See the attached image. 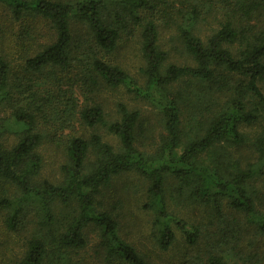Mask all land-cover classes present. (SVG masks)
Wrapping results in <instances>:
<instances>
[{"label": "trees", "instance_id": "obj_1", "mask_svg": "<svg viewBox=\"0 0 264 264\" xmlns=\"http://www.w3.org/2000/svg\"><path fill=\"white\" fill-rule=\"evenodd\" d=\"M111 1L0 0L12 9L17 19L24 14L32 15L52 26L54 42L26 60V70L34 73H42L47 68L69 71L72 63L80 59L76 52L81 49V43V56L87 58V52L91 51L112 53L123 36L131 40L138 34L145 60L143 74L149 90L147 98L161 110L166 131L162 148L164 160L154 162L136 147L138 132L144 129L139 111L130 110L121 103L118 104L120 119L109 121L100 106L84 109L80 112L82 122L90 128H106L118 138L122 150L116 152L97 133L88 139L73 137L66 145L71 166L65 168L62 183L39 185L35 178L43 163L38 153L43 135L38 131V123L51 114L48 112L51 100L35 92L30 83L15 84L8 90L11 68L7 58L0 55V181L15 186L21 193L14 199H0V206L9 211L4 220L9 231L30 233L27 249L17 264H47L49 248L43 235H48L57 221L56 204H62L65 209L73 205L76 215L57 239L55 254L58 257L55 258H62L66 250L84 249L87 246L84 230L92 224L100 233L108 259L115 264H152L120 237L116 218L95 207L102 191L130 172L149 182L146 207L156 215L158 246L162 251H168L176 242L174 228L181 231L190 246L197 245L200 236L196 227H189L170 213L169 177L178 182L179 190L190 189L197 200L213 204L217 214H221L222 203L227 200L232 208L243 212L251 223L264 231V214L258 213L248 191L249 182L264 174V132L254 143L258 155L254 163L242 169L241 162L232 157L235 150L247 143L242 128L257 125L264 119V0H219L227 20L207 41L194 33L196 23L193 19H187L186 25L177 24L181 42L195 65H170L166 69L164 64L168 54L160 47L157 24L165 14L160 8L165 2L120 0L114 16L109 17ZM74 22L86 25V40L74 33ZM235 47L239 49L237 54L232 53ZM88 59L86 64L85 60L79 61L86 66L82 77L88 90L104 82L110 88L125 85L139 91L136 82L120 67L109 64L95 53ZM219 70L237 78L234 95L229 98L226 108L219 109L204 125L193 119L191 123L196 124L197 133L188 136L182 123L184 96L173 93L170 88L184 80L218 84L216 73ZM12 93L18 98L13 99ZM4 104L11 105L14 124L20 126L16 131L19 139L12 147H7L2 140V130L6 127H3L1 117ZM197 111L193 115H204L199 108ZM90 156H93L94 164L87 170ZM30 205L38 210H34V215L26 214ZM209 263L226 264L215 256Z\"/></svg>", "mask_w": 264, "mask_h": 264}, {"label": "rangeland", "instance_id": "obj_2", "mask_svg": "<svg viewBox=\"0 0 264 264\" xmlns=\"http://www.w3.org/2000/svg\"><path fill=\"white\" fill-rule=\"evenodd\" d=\"M57 1V0H54ZM70 1V0H59ZM155 3L165 2L160 8L165 14L158 21L160 47L168 54L164 69L170 65L193 66L195 61L185 50L179 37L178 25H186L187 19L196 23L194 33L203 41H207L226 20L225 12L220 8L219 0H153ZM120 0H112L108 4L107 16H114L119 8ZM176 18L172 20V17ZM73 31L82 40L88 38L86 25L74 22ZM55 40L52 26L32 15H23L17 19L10 7L0 2V55L7 58L10 68V86L30 83L35 92L51 100L48 108L49 117L40 120L38 131L43 135L42 145L38 153L42 157V167L36 176L37 184L50 182L58 185L65 178V168L71 166L66 152V145L73 137L88 139L93 133L99 134L116 152L122 150L121 143L106 128L86 126L80 112L84 109L100 106L109 121L120 119L118 104H125L128 109L139 111L144 128L138 132L136 147L147 159L162 162V148L166 139L163 114L154 103L147 98V79L143 74L145 60L141 52L140 36L131 40L123 36L116 51L105 54L87 52L89 57H82L80 44L76 56L80 57L72 63L69 71L61 72L55 68H47L42 73L26 70V60L36 56L42 49ZM239 53L238 47L232 49ZM96 56L104 58L111 65L123 69L136 82L139 91H133L123 85L110 88L104 82L93 90L83 84V70L88 58ZM85 60L81 65L79 61ZM218 84L181 81L170 88L183 98L181 103L183 129L188 136L197 133L198 120L202 125L209 122L221 108H226L228 100L234 95L238 80L223 70L216 73ZM222 86V87H221ZM264 91V84H262ZM91 91V92H90ZM13 99L18 96L12 93ZM204 115H193L198 112ZM53 109V110H52ZM11 105L2 106V140L7 147L15 145L19 139L16 131ZM196 127V128H195ZM23 130V129H22ZM247 135V143L233 152L232 157L241 162L242 169L257 159L254 146L256 139L264 132V119L254 126L243 127ZM187 140V139H186ZM185 141V140H184ZM93 156H90L86 167L92 169ZM149 182L135 172H130L116 179L113 185L102 191L96 199V210L110 212L119 223V235L130 243L138 252L146 256L152 264H210L211 257L222 258L226 264H264V231L251 223L243 212H238L224 200L221 214H217L213 204H205L192 196L190 189L179 190L178 182L172 177L167 181L169 211L172 215L200 232L198 244L190 246L181 231L174 228L176 242L168 251L158 246L159 228L155 213L146 207L148 202ZM248 191L255 202V208L264 214V174L254 177L248 184ZM20 191L13 185L0 181V199H14ZM74 206L65 209L56 204L54 214L56 223L48 235H43L49 248L47 264H115L108 259L100 239V233L94 225L84 230L87 246L82 250H66L62 258L55 257L56 243L60 234L74 213ZM34 205L27 207L26 214H35ZM9 211L0 206V264H17L23 257L28 241L29 231L11 232L4 225ZM37 222V219H36ZM34 226V224H32ZM118 264V263H116ZM122 264V263H119Z\"/></svg>", "mask_w": 264, "mask_h": 264}]
</instances>
